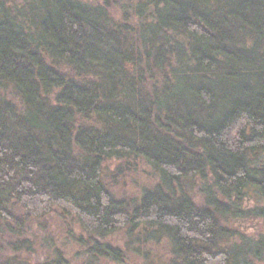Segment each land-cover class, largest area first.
<instances>
[{"label":"trees","instance_id":"obj_1","mask_svg":"<svg viewBox=\"0 0 264 264\" xmlns=\"http://www.w3.org/2000/svg\"><path fill=\"white\" fill-rule=\"evenodd\" d=\"M0 264H264V0H0Z\"/></svg>","mask_w":264,"mask_h":264},{"label":"rangeland","instance_id":"obj_2","mask_svg":"<svg viewBox=\"0 0 264 264\" xmlns=\"http://www.w3.org/2000/svg\"><path fill=\"white\" fill-rule=\"evenodd\" d=\"M249 227V226H248ZM251 229H253V228H251Z\"/></svg>","mask_w":264,"mask_h":264}]
</instances>
